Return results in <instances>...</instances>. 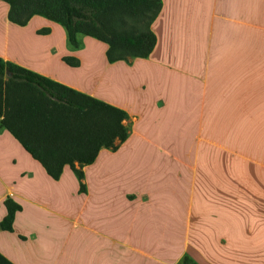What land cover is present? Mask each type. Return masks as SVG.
Returning <instances> with one entry per match:
<instances>
[{
    "label": "crops",
    "instance_id": "0c3cea01",
    "mask_svg": "<svg viewBox=\"0 0 264 264\" xmlns=\"http://www.w3.org/2000/svg\"><path fill=\"white\" fill-rule=\"evenodd\" d=\"M7 11L0 56L123 108L128 133L54 178L0 124L6 259L264 264V0H161L149 53L113 61L40 14L21 26L53 39L12 46Z\"/></svg>",
    "mask_w": 264,
    "mask_h": 264
},
{
    "label": "trees",
    "instance_id": "16d2710c",
    "mask_svg": "<svg viewBox=\"0 0 264 264\" xmlns=\"http://www.w3.org/2000/svg\"><path fill=\"white\" fill-rule=\"evenodd\" d=\"M7 17L25 24L33 14L62 24L69 42L83 33L107 43L109 61L145 56L155 43L151 21L161 0H4ZM67 62L74 63L69 57ZM126 111L0 56V124L58 177L64 164L91 161L101 146L128 133ZM0 226L11 229L19 204L11 198ZM0 264H12L0 253ZM178 264H200L185 256Z\"/></svg>",
    "mask_w": 264,
    "mask_h": 264
},
{
    "label": "rangeland",
    "instance_id": "374dc122",
    "mask_svg": "<svg viewBox=\"0 0 264 264\" xmlns=\"http://www.w3.org/2000/svg\"><path fill=\"white\" fill-rule=\"evenodd\" d=\"M0 19V32L3 31V25L5 26V23H3ZM57 25H61L59 22L55 21ZM13 29L10 31L11 35V42L10 45L13 46L15 43L16 39H21L22 42L24 43H33V44H46V42H49L50 40L53 39V36L50 35H45L43 31L41 30H35V26L37 25L36 20L34 19L32 22L27 24L26 26H21V24L18 23H12ZM53 34V33H52ZM86 40L91 43L92 46V51H89V53L95 57V58H104L106 56V48H107V43L99 38H96L91 35H87ZM3 37V36H2ZM1 37V38H2ZM55 38V37H54Z\"/></svg>",
    "mask_w": 264,
    "mask_h": 264
}]
</instances>
